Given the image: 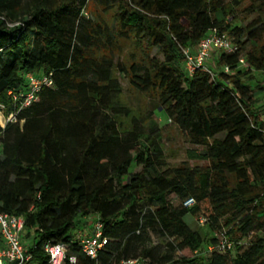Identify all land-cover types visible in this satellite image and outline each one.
<instances>
[{"label": "trees", "instance_id": "trees-1", "mask_svg": "<svg viewBox=\"0 0 264 264\" xmlns=\"http://www.w3.org/2000/svg\"><path fill=\"white\" fill-rule=\"evenodd\" d=\"M243 1L258 13L245 26L231 19ZM90 4L113 11L112 26L88 17ZM261 12L264 0H0L4 116L16 110L7 91L24 87L26 73L52 78L0 126V211L24 218L23 236L40 264H50L41 249L47 242L65 244L73 264H264V106L255 107L244 82L264 73ZM211 28L232 36L236 50L218 54L212 74H188L182 49ZM118 41L135 43L143 57L128 67L115 62ZM240 57L246 67L237 66ZM115 71L151 94L191 143L208 146L206 166L166 165L160 136L146 133L120 101ZM189 197L195 203L185 207ZM200 213L204 235L185 221ZM79 215L96 216L108 239L95 258L73 239ZM228 225L230 240L236 233L247 242L208 252ZM150 232L160 241L150 242Z\"/></svg>", "mask_w": 264, "mask_h": 264}, {"label": "built area", "instance_id": "built-area-1", "mask_svg": "<svg viewBox=\"0 0 264 264\" xmlns=\"http://www.w3.org/2000/svg\"><path fill=\"white\" fill-rule=\"evenodd\" d=\"M236 50V45L228 34L219 32L216 28H211L208 33L194 45L192 49L182 50L183 66L188 74L196 70L213 73V56L220 53H232ZM209 62L212 63L209 65ZM238 67H246V61L243 57L238 59ZM224 72H229L227 65L223 66ZM25 86L19 89H9L7 95L11 99L16 110L4 116L3 106L0 105V116L6 122H14L15 114L22 108H25L38 99L39 92L52 86L51 73L28 72L24 75ZM2 125V127L4 126ZM1 156V150H0ZM195 201L192 197L183 201L185 207H191ZM205 219L200 216L199 223L203 225ZM25 221L22 216L0 211V264H40L34 258L33 253L29 250L28 245L22 241ZM102 223L96 217L88 223L87 232L78 233L73 239L78 243L83 254L90 258H95L100 250L105 248L108 239L103 235ZM215 242L206 247L208 252L224 253L234 248L232 242L225 232L221 231L214 234ZM50 264L75 263L76 256L68 252V248L63 243H44L41 247ZM119 264H145L139 258L123 259Z\"/></svg>", "mask_w": 264, "mask_h": 264}, {"label": "rangeland", "instance_id": "rangeland-1", "mask_svg": "<svg viewBox=\"0 0 264 264\" xmlns=\"http://www.w3.org/2000/svg\"><path fill=\"white\" fill-rule=\"evenodd\" d=\"M248 3L243 1L241 4L234 6L231 10L233 16L231 19L235 20V23L241 26H245L253 20L257 19L258 13L256 12H247ZM226 12H229L230 8L228 5L225 7ZM261 18L264 19V12H261ZM87 16L98 21L103 26H112L113 23V11H105L100 6H95L90 4L87 8ZM232 39V36L230 37ZM186 49V48H183ZM182 49V50H183ZM106 52L99 51L109 55V49H106ZM143 49L138 47L135 43L118 41L117 47L113 49V57L115 62H122L128 67L131 63V59L140 60L143 57ZM216 56H213V62H215ZM212 63L209 62V65ZM214 71L218 70L216 66H213ZM115 75L118 78L122 92L120 95V101L128 106L131 109V112L135 118H137L140 126L146 129V133L158 134L160 136V143L163 149L164 160L166 165L169 167L177 166L183 162L187 163L190 166H206L208 161L204 158V154L207 151L206 144H193L191 143L187 136H185L165 115L160 107L157 106L156 100L151 94L140 93L136 91L128 83L127 77H124L120 72L115 71ZM252 79L244 80L245 84H248L251 87V90L256 99L255 107L264 106V73L252 71ZM1 111V110H0ZM128 123L129 120H126ZM4 124V121H3ZM2 124V125H3ZM0 124V126H2ZM217 137H222L218 135ZM211 142V140H208ZM130 170L132 172L139 171L140 167L132 165ZM170 201L174 204H178V200L175 196L171 195L169 197ZM202 214L195 215H186L185 221L193 229L200 231L202 235L208 233V228L203 227L199 223V217ZM96 218L94 215L82 216L79 215L76 218V224L73 228V235L78 233V230L82 233L87 232L88 223L93 221ZM230 228V225L222 229L223 232ZM228 235V234H226ZM149 241L152 243L159 242L160 239L154 232H150ZM232 242L234 244L246 243L247 238H240L236 233H231ZM24 244L29 245L31 243L29 238L22 237ZM203 250V249H202ZM201 252V251H200ZM196 253L197 255L200 253ZM180 255H185L191 257L193 253H190L188 250L179 252Z\"/></svg>", "mask_w": 264, "mask_h": 264}, {"label": "bare ground", "instance_id": "bare-ground-1", "mask_svg": "<svg viewBox=\"0 0 264 264\" xmlns=\"http://www.w3.org/2000/svg\"><path fill=\"white\" fill-rule=\"evenodd\" d=\"M0 124L1 125L3 124V119L1 118V116H0Z\"/></svg>", "mask_w": 264, "mask_h": 264}]
</instances>
